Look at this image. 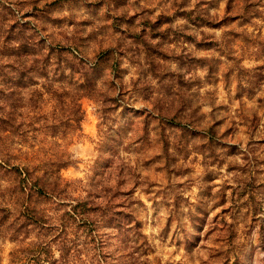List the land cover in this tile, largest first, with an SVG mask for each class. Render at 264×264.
I'll use <instances>...</instances> for the list:
<instances>
[{
	"label": "clouds",
	"instance_id": "obj_1",
	"mask_svg": "<svg viewBox=\"0 0 264 264\" xmlns=\"http://www.w3.org/2000/svg\"><path fill=\"white\" fill-rule=\"evenodd\" d=\"M0 264H264V0H0Z\"/></svg>",
	"mask_w": 264,
	"mask_h": 264
},
{
	"label": "trees",
	"instance_id": "obj_2",
	"mask_svg": "<svg viewBox=\"0 0 264 264\" xmlns=\"http://www.w3.org/2000/svg\"><path fill=\"white\" fill-rule=\"evenodd\" d=\"M38 191H39V189H38Z\"/></svg>",
	"mask_w": 264,
	"mask_h": 264
}]
</instances>
